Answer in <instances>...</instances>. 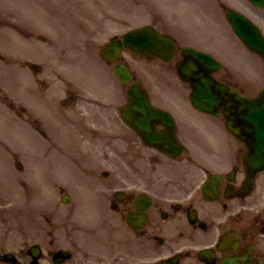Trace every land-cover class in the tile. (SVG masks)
Returning a JSON list of instances; mask_svg holds the SVG:
<instances>
[{
	"label": "rangeland",
	"instance_id": "374dc122",
	"mask_svg": "<svg viewBox=\"0 0 264 264\" xmlns=\"http://www.w3.org/2000/svg\"><path fill=\"white\" fill-rule=\"evenodd\" d=\"M30 1L33 2L32 0ZM30 1H28L26 4H29ZM235 1H238V0H235ZM24 2L25 0H0V14L14 16L17 20L16 19H12V20L19 21L20 14L16 9L15 10L13 9L24 4ZM34 2L38 6H41V4L49 5L47 3V0H40V3L37 0H34ZM107 2L110 5L112 4L114 5L115 2L116 3L119 2L122 6H125V7H128V4H129V0H107ZM165 2L169 6V8L172 10L173 19L171 21L172 23H176L177 27L180 25L192 26L193 21L197 20V23L199 24L198 26H201V32L204 38L209 40L210 42L213 41L214 43H217L220 51L224 53L226 57L228 56V58L232 60V62L236 63L238 66H242L244 71L247 73L253 72L254 69L255 71L256 70L259 71L260 66H261L259 59L255 56H254L255 59H251L254 57L250 56L247 53V51L244 49L243 45L237 41L236 36L233 35L234 33L232 31L230 24L228 23L226 19V16L223 10L216 8L214 4L209 5V0H202V5L200 3V0H182L181 2L185 3V5L187 6V10H189V12L184 11L183 9L179 10L177 3L174 2L173 0H166ZM67 4H68L67 0H55L54 2L56 10H58L59 12H61L62 9H64L67 6ZM130 4H132V2H130ZM90 5L97 7L99 3L96 0H90ZM205 5H209V6H205ZM239 6L243 7V9L249 12V14L252 15L255 19L257 20L259 18L262 19L263 20L262 22L264 23V16H262V11L250 10L249 9L250 7L246 8V6L242 4H240ZM137 10H146V9L145 7H143V8H138ZM40 11L42 12V14H46L44 9ZM182 14H186V17L181 18ZM35 20L36 19H34V21ZM37 20L42 21V19L39 17H37ZM80 30L75 32L74 35L77 37L82 35L81 33L83 32H80ZM98 34L100 35V38H101V37H104L105 33L102 34V32H98ZM12 36L15 39H18L17 35L14 32L12 33ZM181 42H184V41L181 40ZM77 65L81 68L84 67L83 65L80 66L79 62H77ZM89 65L91 66L92 63ZM152 72L157 76L159 81H154L151 83L152 81V76H151L147 80V84H153L151 85L153 88L158 86L159 88L168 90L173 94H179V95L185 94L183 84L178 80L175 74L171 73V68L169 66L161 62H153L149 65V71L147 74V78L151 75ZM257 78H258V73L254 75L252 80H255ZM253 84H251V86H253ZM0 124H1L0 126L6 127V129L9 132L15 135L14 132L10 129L9 125H6L4 122H1ZM0 148H3V147L0 145ZM3 165L4 166L6 165L4 160H3ZM1 166H2V162L0 161L1 177L2 176L6 177V173L1 171L2 169ZM42 176L43 175H39V178ZM40 179L46 180L44 178H40ZM8 180L10 181L9 186L12 188L13 179L9 177V175L7 174V181ZM14 190H15L14 195L20 196L19 191L16 188ZM45 192L46 191H43V193ZM47 194H48L47 197H49L50 195L48 191H47ZM47 203H51V202L47 200ZM63 212L64 210L60 207V209L57 212L56 218H54L52 221L45 219V218H42L40 221V226H41L40 236L43 237V239L46 241V243H48V245L54 244L53 242H51L53 240L55 244L58 243L57 245L70 246L72 245L71 241H72L73 235L81 234V232L77 230V227L82 228L83 226H80V225H85V223L82 224L81 220L75 219V218L64 219ZM26 214H29V213H26ZM11 223L15 224L17 227L11 228L10 229L11 231L7 233V235H5L7 232V226H5V224L2 221H0V243L3 242L4 246L7 248L17 249V246L19 245L23 246L26 240L29 238L30 239L34 238V233L37 232L34 229L35 219L33 218L32 215H31V219H29L28 217V220L26 221H23L22 218L19 217V218H15V220L11 221ZM20 225L24 227L22 228V230L21 228L20 229L18 228ZM24 230L26 233L24 232ZM76 238L78 240L80 239V241L82 239L81 236L79 238L78 237Z\"/></svg>",
	"mask_w": 264,
	"mask_h": 264
},
{
	"label": "water",
	"instance_id": "95a60500",
	"mask_svg": "<svg viewBox=\"0 0 264 264\" xmlns=\"http://www.w3.org/2000/svg\"><path fill=\"white\" fill-rule=\"evenodd\" d=\"M259 2H264V0H257ZM234 19L237 21L239 25L236 26L237 30L241 34L242 37L245 38V40L254 48L256 49H262L264 50V40L259 36L258 32L255 30V28L249 24L245 19L241 17V15L235 14ZM156 43V42H155ZM153 42H150L149 45H153ZM149 47V46H148ZM264 54V51H263ZM195 60H198L201 64L207 66V67H215L217 64L207 55L196 53L194 54ZM193 68L196 70L198 69L197 65L194 64ZM198 75H201V82H202V95L204 97L197 99L196 102L202 103L203 100L208 99V105L206 107L213 106V103L219 104V97L217 95H220L218 92H216L215 89L219 90L221 93L226 92V87H223L217 82H214L210 79V77H205L204 74L202 76V72L200 71ZM209 86L215 87V89L211 90ZM239 99H241L240 96H237ZM264 100V98H263ZM205 105V103H204ZM260 116L264 117L260 114ZM261 129L259 130L260 134H264V123H260Z\"/></svg>",
	"mask_w": 264,
	"mask_h": 264
},
{
	"label": "flooded vegetation",
	"instance_id": "af4514ba",
	"mask_svg": "<svg viewBox=\"0 0 264 264\" xmlns=\"http://www.w3.org/2000/svg\"><path fill=\"white\" fill-rule=\"evenodd\" d=\"M228 176L229 173L226 171L225 183L240 184V180L236 178L231 182ZM128 205V202L125 201V206L123 207L122 212H125L129 209ZM225 208L229 215L231 212V207L226 204ZM231 222L234 226L235 222L239 224V226H237V230L243 233L245 239H248L247 243L248 246H250L253 250L252 257L255 263L264 264V211H261L257 215L247 214L246 217L241 214L237 215L236 217L231 216Z\"/></svg>",
	"mask_w": 264,
	"mask_h": 264
}]
</instances>
